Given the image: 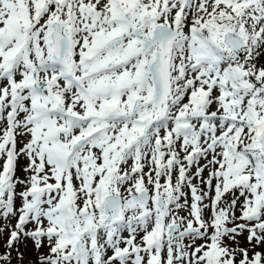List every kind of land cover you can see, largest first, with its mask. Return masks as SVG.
I'll return each mask as SVG.
<instances>
[{
  "label": "snow or ice",
  "instance_id": "6c2138e0",
  "mask_svg": "<svg viewBox=\"0 0 264 264\" xmlns=\"http://www.w3.org/2000/svg\"><path fill=\"white\" fill-rule=\"evenodd\" d=\"M262 50L264 0H0V264H264Z\"/></svg>",
  "mask_w": 264,
  "mask_h": 264
},
{
  "label": "rangeland",
  "instance_id": "374dc122",
  "mask_svg": "<svg viewBox=\"0 0 264 264\" xmlns=\"http://www.w3.org/2000/svg\"><path fill=\"white\" fill-rule=\"evenodd\" d=\"M259 64L260 65H264V50H262V55L259 58ZM24 162L21 161V164H23ZM18 175H20V172L18 171L17 173ZM163 182V181H162ZM19 190V189H18ZM27 243V247H25L24 245H21V250L25 252V264H27V262L29 260L31 261H35L36 259V255L35 253L32 251V246H31V242H26ZM259 250V249H258ZM44 251H47V248L44 249ZM16 253L13 252V256H15ZM15 264V262H14Z\"/></svg>",
  "mask_w": 264,
  "mask_h": 264
}]
</instances>
